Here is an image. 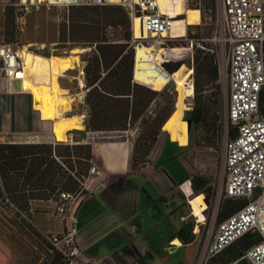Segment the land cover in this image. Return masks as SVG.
<instances>
[{"label": "trees", "instance_id": "obj_1", "mask_svg": "<svg viewBox=\"0 0 264 264\" xmlns=\"http://www.w3.org/2000/svg\"><path fill=\"white\" fill-rule=\"evenodd\" d=\"M13 8L12 5L7 7L8 18L3 32L5 41L16 31ZM78 9L79 13L72 15L70 24H64L60 39L70 45L92 47L85 57L83 75L86 129L92 132L126 131L137 127L130 148V167L133 168L135 163L145 162L144 158L155 143L162 125L174 109L175 91L172 87L166 84L161 90H156L165 83V75L157 60L162 49L157 43H153V46L142 44L135 48L131 18L122 5H82ZM108 27H121L122 38L113 40L107 36ZM177 49L182 50L167 48L162 62L163 69L171 77L177 72H184L185 64L190 67L186 62V48ZM194 58L197 61L199 56L195 55ZM147 60H150L151 65ZM201 70L204 76L200 82L208 83L216 76V65L210 54H205L202 59L198 71ZM198 83L195 82L196 93L199 92ZM156 99L160 101L156 102L154 114H151ZM260 109L264 113V89L261 92ZM207 112L205 100L197 98L191 117L185 119H188L190 128L193 124L204 130V145L211 146L219 140L220 134L218 129L211 131ZM74 131L77 130H70L72 133ZM74 141L0 142V198H7L20 211L28 213L30 202L34 199L46 200L54 198L58 190L79 189L92 164V146L89 141ZM189 180L195 193H204L206 199L211 197L213 188L207 178L194 174ZM223 196V202L217 210V222L248 201L246 198ZM170 237H177L182 243L191 242L195 237L193 222L184 220ZM259 239L255 230L245 233L217 253L220 254L218 264L236 261ZM237 263L247 264L242 259ZM49 264H66V261L58 251Z\"/></svg>", "mask_w": 264, "mask_h": 264}, {"label": "rangeland", "instance_id": "obj_2", "mask_svg": "<svg viewBox=\"0 0 264 264\" xmlns=\"http://www.w3.org/2000/svg\"><path fill=\"white\" fill-rule=\"evenodd\" d=\"M10 1L13 2L15 0ZM171 1L183 3L182 7L175 8L174 11L170 12H179L177 18H182L184 20L182 25L184 31L182 36L176 38L167 37L161 44L157 43L162 49L157 60L159 63L158 66L165 75V83L162 84L161 88L156 90H161L167 84L175 91V103L174 109L172 110L174 112H171V116L164 122L161 131L166 130L172 140L178 142L180 145H185L183 153L187 161L188 172L184 178L179 180L176 189L178 199L182 200L184 205L183 210L179 211L176 218L179 221L184 218L193 222V233L195 232L194 239L195 242L199 244V253L194 264H204L205 261L201 259V250L203 246L209 245L215 230L212 211L213 208L216 207L215 221L217 222V210L220 203L223 202L224 196L221 195L218 202H215L211 200L210 197L206 199L204 193H202L204 195L203 200L206 204V208L203 211L206 220L205 224H201L196 222V217L192 215L186 196L181 191L179 185L184 180H189L194 174L207 178L212 188L217 190H220L226 181L223 160L224 141L229 135L226 127L227 79L224 72L223 79L220 81L218 80V56L220 57V55H222V63L225 68L227 65V54L224 53L222 45L214 43L213 41L214 34L222 29L223 21L221 9L217 0ZM111 5L119 4L111 3ZM167 5H169V3ZM8 6L11 5H7L5 11L0 10L1 32H4L6 28ZM12 6L14 7L12 12L16 31L14 35L6 38L7 41L13 43L16 49L22 45H26L30 51L41 53L45 56L54 54L64 57L67 56V59L74 67L62 72V74L58 76V81L65 89V94L69 95L70 104L69 108L63 109L59 116L69 112L76 114L77 117H80L79 115H87V113H85L86 105L83 100L84 81L82 75H84L85 57L91 52L92 47L91 45H70L60 39L64 30V24H70L72 15L79 13L78 8L82 5H54L50 10L41 9L39 11H32L21 21L17 19V15L19 14L17 7L14 5ZM182 26L177 29L178 32H182ZM132 27L133 23L131 19V31L132 37L134 38ZM69 32L70 28H68V33ZM122 34L123 29L121 27H108L106 29V35L113 40H120ZM153 43L156 42L150 37L147 39H134L135 48L142 44L153 46ZM184 47L186 48L184 50L188 52L186 62L190 67H187V64H185L186 68L184 72H177L171 77L162 66L166 49L182 50L177 48ZM75 49L77 50L74 51ZM205 54H210L216 65V76L208 83L200 82L201 78L204 76V72L202 70L203 73L198 71L202 66V59H204ZM74 55H77L78 58L76 62L72 60V56ZM195 55L199 56L197 61L194 58ZM147 63L151 65L150 60H147ZM78 68L82 69V85L78 83ZM34 81L38 82L36 79ZM195 82H199L198 93L195 91ZM189 90H191L190 93L187 92ZM197 98H201L206 102L208 107L207 120L211 126V131L218 129L220 134L219 140H216L211 146L204 145V140L202 139L204 130L198 128L196 125H193L191 128L190 124L188 126V119L191 117V111ZM159 101L160 99H156L152 104L151 114H154L153 109L156 107V102ZM70 130L77 131H74L72 134L66 132L64 140H56L51 134L48 136H38L23 133L13 135L9 139L0 142L55 143L56 141L67 142L69 140L68 135L77 140H83L87 136L88 130L85 129V127L79 129L73 128ZM136 130L137 127L129 128L126 131H91L89 134L92 136V139L97 141H127L130 146H132ZM154 144L148 155L144 158L145 161L150 160L154 156ZM143 164L144 162L142 164L135 163L133 169H137ZM85 190L86 188L83 186V191ZM196 225L197 229L194 231ZM55 254H58V250L54 248L47 237L7 201L0 198V264H49L51 258ZM216 255L220 256V254ZM210 257L211 255H208V258ZM182 259L185 260V258ZM210 264H216V260L211 261Z\"/></svg>", "mask_w": 264, "mask_h": 264}, {"label": "built area", "instance_id": "obj_3", "mask_svg": "<svg viewBox=\"0 0 264 264\" xmlns=\"http://www.w3.org/2000/svg\"><path fill=\"white\" fill-rule=\"evenodd\" d=\"M217 2L223 25L214 34L213 41L222 45L227 54L225 68L222 55L218 56V80L223 79L225 72L226 127L229 135L224 141L226 181L220 190L213 189L210 199L218 202L221 195H226L246 198L248 201L219 222L215 221L216 207L213 208L215 230L209 245L203 246L201 250V259L204 260L207 254L219 253L245 233L255 230L260 239L252 243L238 260L242 259L247 264H264V113L260 109V97L264 89V0ZM111 3L125 7L132 20L136 16L141 19L145 35L134 36L133 39L150 37L161 44L164 39L171 37L173 16L160 5L159 0H0V10L5 11L7 5L16 6L19 12L17 19L21 21L32 11L50 10L54 5L97 6ZM23 71L24 60L18 49L13 43L4 40L0 30V79H21ZM79 73L82 75L80 68ZM99 172L92 163L78 191L58 190L54 196L55 214L62 220L63 228L43 234L61 253L66 264H102V260L93 259L79 247L78 216L72 208L82 197L85 182L91 181ZM5 201L30 221L28 213L20 211L7 198ZM205 220L203 215L201 224H205Z\"/></svg>", "mask_w": 264, "mask_h": 264}, {"label": "crops", "instance_id": "obj_4", "mask_svg": "<svg viewBox=\"0 0 264 264\" xmlns=\"http://www.w3.org/2000/svg\"><path fill=\"white\" fill-rule=\"evenodd\" d=\"M79 78L80 73L78 83ZM19 82L0 79V141L23 133L53 135L54 121L77 117L70 112L57 117L53 108H34L31 93L19 88ZM79 116L86 129V116ZM89 132L82 141L91 143L92 163L100 172L85 182L86 190L72 207L78 216L79 247L93 259L102 260V264H194L199 253L195 239L182 243L170 237L186 220L176 218L184 205L176 189L188 172L185 145L162 130L154 144V156L133 169L127 141H97ZM68 136L67 142L74 143ZM179 186L185 195L182 184ZM28 213L30 222L42 233L63 228L55 214L54 198L32 200ZM216 254H207L204 264L213 260L218 264L220 256ZM235 262L239 264L238 259L230 264Z\"/></svg>", "mask_w": 264, "mask_h": 264}, {"label": "bare ground", "instance_id": "obj_5", "mask_svg": "<svg viewBox=\"0 0 264 264\" xmlns=\"http://www.w3.org/2000/svg\"><path fill=\"white\" fill-rule=\"evenodd\" d=\"M115 1L116 0H112V2ZM167 2L169 5H167ZM159 3L163 8L169 11H174L175 8L183 6L182 2L171 0H159ZM170 14L173 16L171 37L182 36L184 31V27L182 26L184 20L182 18H177L179 12H170ZM132 23L134 36H144L145 33L141 28V19L136 16L133 18ZM181 26L182 32H178L177 29L181 28ZM76 50L77 49L74 51ZM18 53L24 60V71L22 78L19 79V88L28 90L31 93L34 108H53L58 117L63 109L69 108L70 104L69 95L65 94V89L59 83L58 76L66 69L73 67V64L69 62L67 57L55 54L45 56L41 53L30 51L26 45L20 46L18 48ZM72 58L74 62L78 61L77 55L72 56ZM35 79L38 80V82L34 81ZM79 84H83L81 78H79ZM73 128H82L80 117H65L61 120L54 121L52 124V134L56 140H64L66 132ZM181 184L192 215L196 217V222L202 223L203 211L206 208V204L203 200L204 195L202 193H195L191 190L188 180ZM196 229L197 225L195 226V230Z\"/></svg>", "mask_w": 264, "mask_h": 264}, {"label": "water", "instance_id": "obj_6", "mask_svg": "<svg viewBox=\"0 0 264 264\" xmlns=\"http://www.w3.org/2000/svg\"><path fill=\"white\" fill-rule=\"evenodd\" d=\"M173 112H174V111H172V113H173ZM172 113H171V114H172ZM171 114L167 117V119L171 116ZM167 119H166V120H167ZM166 120H165V121H166ZM188 126H189V121H188Z\"/></svg>", "mask_w": 264, "mask_h": 264}, {"label": "flooded vegetation", "instance_id": "obj_7", "mask_svg": "<svg viewBox=\"0 0 264 264\" xmlns=\"http://www.w3.org/2000/svg\"><path fill=\"white\" fill-rule=\"evenodd\" d=\"M192 126H193V124H192ZM192 126H191V127H192Z\"/></svg>", "mask_w": 264, "mask_h": 264}]
</instances>
